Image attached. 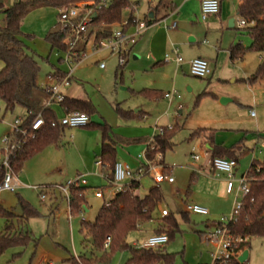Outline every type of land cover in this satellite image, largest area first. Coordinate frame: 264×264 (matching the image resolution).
I'll return each mask as SVG.
<instances>
[{
    "label": "rangeland",
    "instance_id": "1",
    "mask_svg": "<svg viewBox=\"0 0 264 264\" xmlns=\"http://www.w3.org/2000/svg\"><path fill=\"white\" fill-rule=\"evenodd\" d=\"M18 1L0 0V5L7 9ZM129 1L135 9L129 8L123 12L125 21L133 17L147 23L146 16L150 11L159 7L162 9L159 6L161 0ZM227 2L230 3L233 18L240 19L237 15L239 1ZM59 13L60 9L54 6L40 7L27 14L22 25L24 43L29 51L37 56L40 64L38 82L42 86L53 84L48 74L55 68L64 73L70 71L66 62L67 53L52 49L47 41V36L59 23ZM5 19V15L0 12V26L4 24ZM197 22L204 24L201 19ZM135 31V26H132L128 33L133 34ZM215 35L222 41L221 51L225 54L217 57V52L213 51L211 56L205 57L212 71V75L206 79L193 77L187 65L178 70L174 61L167 63L166 56L172 58L173 55L172 47L163 51L160 57V61L165 64L149 72L142 66H133L135 61L130 55L125 61L128 65L121 76L117 52L107 49L95 50L91 40L87 47L86 60L76 68L72 80V83L84 86L88 99L97 110L92 116V122H97V118L102 125L111 126L116 136L123 137L126 141H141L130 145L124 143L118 147V158L122 164H130L132 168H136L138 156L144 157L146 153L147 142L156 134H160V129L173 126L172 132L176 134L175 147L173 151L166 153L161 165L169 168L175 184L168 185L166 182L159 185L164 197L162 207H168L179 222H182L181 232L176 233L165 245L166 251L175 255L173 264H213V254L217 252V247L209 244L205 235L200 232L204 231L207 222L211 226V232H214L217 223L230 220L237 200L236 194L216 197L204 205L210 211V216L191 214V223H183L180 214L185 210L183 200L188 191L194 189V194L195 177L200 179L205 175L204 171L200 172L199 169L205 163V142L202 138L208 132L201 128L221 131L218 135L219 142L229 148L241 144L245 149H249L248 154L241 158L235 172V188L238 187L242 175L248 172L252 162H264V79L254 84L244 81L264 64V58L249 50L252 39L243 30L226 28L224 31L218 30ZM196 40L201 43L200 47L205 40L213 44L212 39L208 37H198ZM237 43L243 44L248 52L243 61L233 64L227 51ZM173 44L178 46L180 56L185 62L186 57L181 46L178 43ZM197 46L198 44H195L193 49ZM101 64L105 67L100 68ZM149 82L153 87H149ZM143 88L159 89L166 94L165 99L151 102L144 98H134L132 91H140ZM172 93L177 95L171 96ZM224 99L226 102H223ZM118 105L125 110H142L148 119L123 118L117 113ZM21 109L17 107L14 112L7 113L5 106L1 104L0 141L9 131L7 124L12 123L21 114ZM53 110L60 121L63 118L62 107L54 105ZM251 112H255L256 117H251ZM155 129H158V132ZM79 130L85 132V139H71V130L66 129V138L61 146H49L25 163L19 174L20 187L14 193L0 194V206L4 210L16 211L21 203H28L38 213V217L30 219L25 225L32 240L8 249L0 257V264H72L71 255L65 248L77 257L91 256L94 251L90 242L83 244L81 221L83 218L89 222L95 220L105 204L103 199L96 198L95 192L106 187L108 182L102 168L96 165L101 148L100 133L87 128ZM191 134L201 136L190 141ZM192 154L199 155L201 160L196 162ZM194 172L200 173L193 176ZM78 179L81 183L85 180L93 189L87 193L88 206L84 207L80 215L71 217L66 199L55 205L54 196H60L59 187H67ZM154 185L151 177L143 178L140 193L143 195ZM34 187L38 189L34 190ZM193 194L188 197L190 204L198 200L194 199ZM242 199L243 194H240L239 201ZM160 214L158 210L154 215ZM185 218L188 220L190 215L186 214ZM7 225V219L0 217V234L7 232ZM137 237L141 239L142 235L132 233L128 238L129 242ZM248 252L247 264H264V237L252 238ZM108 253L111 251L108 250ZM127 255V252L117 251L108 262L98 264H127ZM101 257L102 253L99 259Z\"/></svg>",
    "mask_w": 264,
    "mask_h": 264
},
{
    "label": "trees",
    "instance_id": "2",
    "mask_svg": "<svg viewBox=\"0 0 264 264\" xmlns=\"http://www.w3.org/2000/svg\"><path fill=\"white\" fill-rule=\"evenodd\" d=\"M91 1L96 0H19L7 9L0 5V12L6 17L5 26L0 27V62L3 64L0 71V111L1 104L5 106L7 113H12L17 107H20L33 112L34 115L30 117V120H33L40 112H42L45 120L43 129L34 138L27 139L23 149L13 158L12 164L14 172L17 174L22 172L27 161L44 149L59 145L66 130L58 124L56 112L52 108H44V100L49 96L48 87H43L38 82L41 70L38 58L29 51L24 43L22 33L24 19L27 14L40 7L54 6L60 9L64 6ZM160 5H167L172 10L176 8L175 0H161ZM133 7L134 5H131L129 0H114L110 7L106 9L97 7L95 17L89 25L88 33L83 36L84 39L79 43L77 52L86 53L87 43L91 39H93L96 48L99 47L101 42L109 40L112 37L114 25L122 24L125 21L123 12ZM237 13L240 18L249 23L247 28L241 29L252 39V46L249 50L264 58V0H243L238 6ZM132 19L133 17L129 18L128 21L132 22ZM146 20L149 25L157 22L155 18H146ZM70 36L71 33L68 30H63L57 24L56 28L47 36V41L52 49L67 52ZM247 52L242 45L234 46L231 49L232 61L243 60ZM125 67L126 64L119 66L121 73ZM65 75L66 73L62 70L55 68V71L49 73L48 77L61 82ZM263 79L264 64L246 81L249 84H254ZM135 96L161 100L166 95L163 96L158 91L146 89L136 93ZM61 107L64 113L82 112L90 117L97 112L91 102L68 98L65 99ZM117 113L126 119L134 115V113L124 111L120 107L117 108ZM92 125L94 124H90L86 128ZM97 128L102 131L103 139L99 159L102 162V172L109 183L113 180L114 168L118 163L117 147L124 143L130 145L136 143V141H126L114 137L112 128L107 125L98 126ZM172 131L173 128L172 130L166 129L162 135L156 134L149 142L145 154L150 162L156 163V157L161 155L162 160L160 162L162 164L166 153L174 150L176 134ZM197 136L200 137L201 135L192 134L190 141L195 140ZM203 138L210 147L209 151L212 159L230 158L238 164L240 159L248 152L241 145L231 148L217 145L215 143L216 131H209ZM193 176H197V173L194 172ZM246 176L250 193L243 198V207L237 219L230 221L227 225V233L234 240L239 241L235 244V252L238 254L250 249L252 238L264 237V162H252ZM2 178L3 175L0 174V183ZM139 189L140 183H129L122 192L115 196L110 206L103 205L93 222L81 221L80 233L84 238L83 244L90 242L94 251L91 256L83 255L77 257V259L71 257L72 264L108 262L112 254L117 251L130 254L127 264L174 263L175 255L168 253L165 247L148 250L136 249L128 243V237L132 233L139 231L142 226L151 222H155V234L167 235L168 243L176 233L181 232L180 224L173 214L157 220L154 218V213L164 200L161 187L156 185L143 197L137 194ZM90 190L91 188L81 185L70 188L69 208L71 217L80 215L84 207L88 206L87 193ZM20 207L21 214L17 211H6L0 206V217L6 218L8 223L7 232L0 234V257L8 249L24 245L32 240L25 225L30 219L38 217V213L28 203H21ZM185 215H182L183 219H186ZM108 238H111V241L110 246L106 248ZM108 250L111 253H108ZM101 253L102 257L99 259ZM213 264L241 263L237 258H231L227 261H214Z\"/></svg>",
    "mask_w": 264,
    "mask_h": 264
},
{
    "label": "built area",
    "instance_id": "3",
    "mask_svg": "<svg viewBox=\"0 0 264 264\" xmlns=\"http://www.w3.org/2000/svg\"><path fill=\"white\" fill-rule=\"evenodd\" d=\"M114 0H96L91 2L79 3L76 5L64 6L60 8L59 13V25L63 30H68L71 33L66 62L70 66V71L66 73L65 77L61 82H57L51 77H49L53 84L46 86L48 87V98L44 103V108H52L54 105L61 106L66 97L64 94V89L72 84L73 76L76 68L81 65L86 60V53L77 52L79 43L84 39L83 36L88 33L89 25L94 19L96 14V8L102 7L104 9L110 7ZM188 0H185V2ZM133 10L135 7L132 8ZM221 4L219 0H201V14L200 18L203 22L207 21L210 17L216 16L220 13ZM238 29H245L249 26V23L243 19H236L235 21ZM152 25H164L166 28L176 29L177 23L174 21L167 25V19H161L154 24L149 25L148 23H143L139 20L132 19V22L124 21L122 24L114 25L112 37L109 40L100 43L99 47L95 50H111L112 52H117L120 59V65H125L127 56H129L132 47L136 44L137 40L145 34ZM135 26L136 31L133 34L127 32ZM93 40V39H91ZM88 41L87 45L90 43ZM94 43V42H93ZM173 55L166 56V62L174 61L175 64L180 67L184 60L180 56L179 48L173 46ZM190 74L193 77L199 79H206L211 75L210 64L207 60L202 58H197L190 62ZM105 65L101 64L100 68H104ZM177 93H172L171 96H175ZM34 115L32 111H28L24 108L21 109V114L17 116L14 121L7 124L9 131L4 134L1 138L0 145V174L3 175L2 181L0 183V194L3 192L14 193L20 186L18 174L14 172L13 168V158L16 154L23 149L25 141L27 139L34 138L45 126V120L43 118L42 112L38 113L33 120L30 117ZM251 117H256L255 112L250 113ZM58 124L65 129H81L86 128L91 124V118L86 113L82 112H72L64 113L63 118L58 121ZM172 126L160 129V134L162 135L166 129L172 130ZM158 132V129H155ZM193 159L197 162L200 159L199 155L192 154ZM143 156H140V158ZM146 160L145 164L141 165L137 169H132L130 166L117 163L114 168L113 180L108 183V188L110 192L106 195L103 190L99 189L95 192V196L98 199H103L106 206L112 204V200L115 196L122 192L125 187L131 182L140 183L141 180L148 176L153 179L156 185H161L165 182L169 184L175 183V179L171 177L165 171V168L161 165L160 161L162 156L159 155L156 163L150 162L146 154L144 155ZM98 167H102L101 160L96 162ZM237 162L233 159L227 158H214L210 162V169L216 174H223L227 177L226 180V192L228 195L236 194V203L234 206V213L230 220H222L217 223L214 232L203 233L205 239L209 244H213L217 247V252L213 254L214 261H227L231 258H237L243 253L235 252V244L239 241L234 240L227 233V225L230 221H235L237 216L242 210L243 202L239 201V195L243 194V198L250 193V186L247 181L246 174L242 175L239 180V185L235 188V170L237 168ZM199 171H202L199 169ZM197 173V172H196ZM86 181L82 183L78 179L76 182L70 183L67 187H59V190L66 196L68 203L70 202V188L72 186H82L85 185ZM34 187V190H37ZM44 198V195L42 196ZM243 200V199H242ZM187 211L190 214L210 216V211L199 205H189ZM169 215V211L163 210L162 217ZM71 216V215H70ZM82 220H85L84 218ZM106 248L110 246L111 238L107 239ZM168 244V237L165 234L153 235L143 241L133 243V247L136 249H157L163 248Z\"/></svg>",
    "mask_w": 264,
    "mask_h": 264
},
{
    "label": "crops",
    "instance_id": "4",
    "mask_svg": "<svg viewBox=\"0 0 264 264\" xmlns=\"http://www.w3.org/2000/svg\"><path fill=\"white\" fill-rule=\"evenodd\" d=\"M219 1H220V4H221L220 13L218 15H216V16L210 17L207 21L204 22L203 25L199 24V22H197L198 19H201L200 18V14H201V0H188L186 2H185V0H175V5H176L175 10H172V8L167 6V5H160L159 4V6H161L162 9H160V7L158 6L159 8H156V9H153L152 11H150L149 14L146 16V18L151 19L150 15H152V19L155 18L156 21H159V20L165 18V19H167V25L171 24L172 20H175V22L177 23V28L176 29H170V28L168 29L164 25H152L148 29V31L145 34H143L137 40L136 44L131 49V52H130L129 56L132 55L133 60L135 61L134 63H132L133 66H135V65L142 66V67H144V69H146L145 70L146 72H149L150 70L152 71V70H156V69L161 68L163 66V64H165V63L160 61V57L164 53L163 51H165L166 49H169L170 47L173 48V46H177V45H174L173 43H178L181 46L182 53L186 57V61L180 67L177 66L178 70L182 69L184 65H187L189 67V69H190L189 64H190L191 61H193V60H195L197 58L205 59V57L211 56V52H213V51L217 52V57L219 55L225 54V53H222V51H221L222 41H219L216 38V35H215L216 32H218V30L224 31L226 28L234 29V30H239V29L236 28L237 27L236 24L234 25L233 28H230V26H229L232 20L236 21V19L233 18V14H232L233 12H232L230 3H228L227 0H219ZM238 1H239L238 5H240L243 0H238ZM237 15H238V13H237ZM178 23H179V25H178ZM4 26H5V22L0 27H4ZM161 26H163L164 28L161 27ZM129 31H130V29L127 30V32H129ZM198 37H206V38L208 37V38L212 39L213 44H210L207 40H205V41L202 42L203 46L200 47L199 44L201 45V43H197V40H196ZM195 44L196 45L198 44V46L195 49H193ZM88 45H87V47H88ZM237 45H242L243 46V44H241V43L238 44L237 43V44H234L233 46H231L229 51H227V53L229 54V59H230V61L233 64H235L236 62H239V61H235L234 62L231 59V49L234 46H237ZM87 47H86V51H87ZM129 56H128V58H129ZM243 60H240V61H243ZM127 63H129V60L127 61ZM127 65L128 64H126V66ZM0 66H1V69H0V71H1L2 68H3V64L1 62H0ZM53 71H55V70H53ZM120 75L123 76V72L120 73ZM211 75H212V71H211ZM244 81H246V79ZM49 85H51V84H49ZM49 85L46 84V86H49ZM43 87H45V86H43ZM149 87H153V85L150 83ZM146 89L147 90L158 91L163 96L166 95L163 91H161L159 89L143 88L140 91L133 90L132 91L133 97L136 98V99L137 98H144V99H147V100H149L151 102H159V101H162V100L165 99V97L163 99H161V100H156V99H148V98H145V97H138V96L136 97L135 96L136 93H139V92H141L143 90H146ZM86 93H87V91L85 90L84 86L83 85H79L77 83H72L68 88L64 89V94H65L66 98L80 100V101H87V102H91L92 103V101L90 99H88ZM46 100L47 99L44 100V103H45ZM118 107L122 108L119 105H118ZM52 109H53V107H52ZM123 110L127 111V112L134 113V115H133V117H131V119H134V120L139 119V118L142 119V120L148 119V116L144 115L146 113L142 112V110H136V111H132L131 109L130 110L123 109ZM62 112H63V115H64L63 109H62ZM141 114H142V116H141ZM90 118H91V124H94V125H92L91 127L87 128V129L88 130H96V131H98L100 133V136H101V138H100V140H101V148L99 150V153L101 155V149H102V143H103L102 131L99 128H97V127L98 126H103V125L99 122V120L97 118H96L97 122H92V116ZM106 125L109 126L108 124H106ZM109 127L112 128L111 126H109ZM197 129H199V128H197ZM201 129H203V130H205L207 132L216 131L215 143L217 145L224 146L225 148H229V147L225 146L223 143L221 144L219 142V139H218L219 136L218 135L221 134V131L219 132L218 129H213V128H201ZM68 130H70V129H68ZM112 131H113V129H112ZM225 131L228 132L229 130H225ZM70 135H71L70 138L74 139L75 141H77V138H79L80 141L85 139V132L84 131H80L79 129L71 130ZM191 136H192V134H191ZM114 137L121 138V137L116 136L115 134H114ZM65 138H66V130L64 132V137H63L62 142L59 145H57L58 147L63 144ZM121 139H124V138L122 137ZM129 140H132L133 142L136 141V143H133V144L141 143L140 140H136V139H129ZM202 140L205 142L203 144V146H204L203 155L205 157V163H204V165L202 166V168L200 170L204 171L205 175L202 178H200V179L197 178V177L194 179L193 185L195 186V191H194V194H193V190L194 189H192V190L187 192V195H186V197L183 200V203H185V210L180 213L181 214V218H182L183 214L188 213L187 207L189 205H199V206L205 207L204 205H207L210 202V200L215 199L216 197H219V196H227L228 195L227 192H226V180H227V177L225 175H223V174L219 175V174H216V173L211 171L210 162L212 160V155H211V152L209 151L210 147L207 144V142L205 141V138H202ZM150 141L151 140H149L147 142V146H148ZM192 141H194V140H192ZM238 145H241V144H238ZM238 145H236V146H238ZM245 150H247L249 152L248 148H246ZM42 152H40L39 154H41ZM248 152L246 154H248ZM39 154H37L36 156H38ZM100 155H99V157H100ZM140 156H142V155H139L138 158H137V166H136V168H132L130 166V164H125V165L130 166L132 169L139 168L141 165L145 164V162H146L144 157L140 158ZM227 159H230V158H227ZM98 160H100V159H98ZM200 160H201V158L199 159V161ZM117 161H118V163H121L119 158H118V147H117ZM239 162H238L237 168L239 166ZM164 168H165V171L167 172V174L170 175L169 168L166 167V166H164ZM237 168H236V170H237ZM236 170H235V172H236ZM199 173H197V174L199 175ZM235 176H236V173H235ZM146 177H148V176H146ZM146 177H144V178H146ZM18 178H19V174H18ZM142 180H141V182H142ZM141 182H140V189L137 191V194L140 195L141 197H143V196L147 195L149 193V191L145 192L143 195L140 193L141 192V188H142ZM167 184L168 185H173L175 183H173V184L167 183ZM88 185L89 184L86 182V184L82 185V186L89 187V188L93 189L92 187H90ZM155 186H156V183H155V185L153 187H155ZM97 190H99V189H97ZM101 190H103L106 195L110 192V189L108 187L107 188L104 187ZM59 194H60L59 197L57 195L54 196L55 205L59 204L62 200L66 199V201H67L66 196L60 190H59ZM192 194H193L194 199H198V200H196V201L194 200L195 202L190 204V203H188V200H189L188 197L192 196ZM205 208H207V206ZM20 209H21V207H20ZM166 209L169 211V214H173L175 216V214L172 211H170L168 209V207H166L165 205L162 207V204H160L159 207H158V210H159V212L161 214H160V216H155L154 215L155 220L163 218L162 217V211L166 210ZM69 213H70V208H69ZM189 215H190V218L188 220L182 218L183 223H185V224H190L191 223V214H189ZM177 220H178V218H177ZM178 222H179V220H178ZM181 223L179 222L180 227H181ZM215 225L216 224H214V226ZM154 226H155V222H151L150 224H145L144 226H142L140 228L139 231L134 232V233H140L142 235L141 239H139L137 237L132 242H129V239H128V243L130 245H133V243H135V242L143 241L144 239L155 235ZM209 231H211V226L207 222L206 223V228L204 229V231H202L200 233H206V232H209ZM165 249H166V247H165ZM65 251L68 252L71 255V257H74V256L77 257L76 255H72L71 252L67 248H65ZM129 259H130V254L128 253L127 259H126L127 263L129 261Z\"/></svg>",
    "mask_w": 264,
    "mask_h": 264
},
{
    "label": "water",
    "instance_id": "5",
    "mask_svg": "<svg viewBox=\"0 0 264 264\" xmlns=\"http://www.w3.org/2000/svg\"><path fill=\"white\" fill-rule=\"evenodd\" d=\"M95 17V15L93 16ZM150 18L152 19V15H150ZM235 25V20H232L231 23H230V28H233ZM223 102H226V99L223 100ZM17 213L21 214L22 213V210L20 209V207L17 209ZM249 259V252L248 251H245L240 257H239V262L241 264H245Z\"/></svg>",
    "mask_w": 264,
    "mask_h": 264
}]
</instances>
